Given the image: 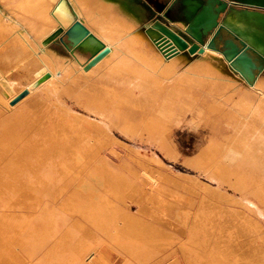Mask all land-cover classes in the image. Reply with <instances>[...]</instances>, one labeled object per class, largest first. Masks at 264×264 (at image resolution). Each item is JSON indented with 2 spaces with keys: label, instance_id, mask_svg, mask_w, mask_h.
<instances>
[{
  "label": "rangeland",
  "instance_id": "rangeland-1",
  "mask_svg": "<svg viewBox=\"0 0 264 264\" xmlns=\"http://www.w3.org/2000/svg\"><path fill=\"white\" fill-rule=\"evenodd\" d=\"M172 1L173 0L159 2L157 8L159 14L164 13V11L169 8ZM231 1L242 3L238 0H212L207 1L206 6H211L214 19L222 23L227 16L234 11L230 7H225L223 10L220 4L230 3ZM180 2L173 9L169 8L170 10L172 9L170 18H172V23L178 30L192 37V35H190L179 23L187 20L180 16ZM120 4H124L123 1H121ZM127 6L129 11L131 10V13L134 12L136 14L138 13L139 16L141 15L142 22L137 24L136 29L138 31H146L151 39L155 41L160 35L157 33L158 30L152 26L153 17H149L151 16L149 10L143 7H135L131 4ZM243 7L249 6L243 5ZM72 10V6L69 5L71 22L74 20ZM186 12H188V10ZM5 23L8 26L12 25L8 19H5ZM61 27L62 26H57L53 33L57 32ZM53 33L44 40L43 45L45 44L44 46L47 50L59 56L60 65L58 67L56 65L54 70L56 72L59 71L60 78H50L49 82L45 83L46 85L42 83L39 86H35L34 88L37 89V91L34 92L33 95H30L24 104L27 105L29 102L35 100L39 102L42 111L57 116V125L47 123L46 126L42 128V132L45 134L42 135L43 138H55L54 142L47 143L45 147L47 150L55 148L56 144L57 148L66 146L67 150L75 146V140L79 137L81 130H83L84 124L82 123V119L89 123L97 124V126H104L109 136L114 141L107 149L102 150L104 151L102 153L104 157L108 159V169L115 172V176H109L107 178V175L99 179H88L87 185L89 186V194H85L84 197L78 195L81 199H85L86 196H91L89 197L91 199H87L88 202L83 199L82 202H80L81 200H79L77 195L73 196L74 194H79L78 186L82 183L79 178L60 179L53 186L52 184L46 185L50 189H48L44 183V186L41 183H39L40 186L38 183H35L34 185L39 187L36 192H39L38 194L40 196L35 190H33L34 192L27 191V193L19 192L18 195L22 194L21 197H23L20 199L22 201H20L19 205L15 203L19 207L15 204H11V202L9 203L10 198L6 200L2 195L0 197V206L2 209H5L4 211H2V209L0 210V214L4 213L0 215V225H2L0 230H2V236L4 237L5 235L6 237L5 241H10L6 243L12 245L7 246L15 251V246L19 243V247L17 246L18 249L16 248V254L23 251L22 255L20 253L22 260L24 258L23 256L25 255L26 257L29 253L31 256H36L34 257L35 259L38 257L36 260L40 259L35 262L36 260L33 258L31 262L33 256H27V261H29H25L23 264H26V262L32 264H37L39 262V264H52L55 259L59 261L61 257L62 260L64 255L67 257H63L64 260L62 261L65 262L63 264H68V258L70 260L69 263L79 264V262H73V257H70L76 252L74 246L79 245V243H81L82 246H86L84 242L89 240L92 241L87 242L90 243V245H88L89 247H87V251L88 248L91 247L89 249L90 251H88L89 253L86 252L87 256H83V258L85 257L84 260L79 258L84 264L88 263L90 260L94 261V264H129L128 262H132L133 264H169L175 261H178L179 264H189L190 261H188L185 254L183 255L184 250L183 252L181 251L182 245H185V247L191 251L190 259L193 260V264H264V104L260 109L258 107L261 105L259 99L262 97V92L253 88L252 85L235 72L233 73L234 75L232 74L235 77L234 85L212 80L209 76L196 78L193 73H188V67H185V71L176 69L172 75L165 78L160 74L159 70L141 63L139 58L130 54V50L124 42L120 44V47L116 48V55L104 58L101 62L95 64L86 71L85 66L90 56L80 52H76L75 56L72 55L59 41L58 37L49 41ZM9 34H11V32H9ZM212 34L213 31L209 32L208 29L203 28L199 43L205 45ZM119 35L123 36L124 34ZM33 36L34 34H31L32 38ZM34 52L38 51L35 50ZM76 57L80 59L79 62L76 60ZM254 58L257 60L256 56H254ZM258 80L264 81V71L258 74ZM12 81L17 89H26L29 83V81L23 77H14ZM52 84L55 86H47ZM26 93V90H24L16 95L12 104L15 106L20 104V102L27 97H24ZM240 93L242 95H240ZM245 94L253 96L247 99V103L244 102L245 100L243 98L241 100L243 95L246 97ZM100 107L103 109H99ZM115 110H117V112ZM169 110H172V112H169ZM107 116H109V119ZM119 117H121V119ZM2 121L0 117V133L4 132V123ZM145 121L149 123L150 121L155 122L157 125H160V128L154 131H144V126L147 123H145ZM124 122L128 124H132L133 122L136 132L135 130L133 132H131L132 130H128L130 133L123 132L127 131ZM143 123L145 124L144 126ZM141 125L143 128H141ZM120 126L124 127V130H122L123 128ZM138 127H140L141 130ZM11 130L13 129L10 128L8 132ZM12 132L22 133L24 132V127L19 125L18 128L14 129ZM66 137H70V141H65L63 143ZM158 138L166 141H161V143L164 142V145L159 142ZM15 140L11 141L10 146L18 144V140ZM13 148L14 146L12 149ZM41 149H44V147ZM93 168L96 170V167ZM142 175L144 178H142ZM146 180L148 181L146 182ZM114 186H117V188ZM159 186H161L162 189H160ZM44 188L45 190L48 189V191H44ZM56 188L57 190H55ZM39 189H42L46 195ZM115 189L117 190L116 192L119 193L118 195H113ZM41 192L43 194H40ZM123 192H126L125 196ZM157 192H160L161 195ZM172 192L183 193L191 200V206L188 201L178 203L172 200L170 196ZM105 193H107V195ZM55 194L56 198L54 197ZM25 195L30 196L24 197ZM41 195L43 197H41ZM103 196H108L110 200L111 207L107 206L109 207L108 209L106 206L103 208L98 207V204L100 206L104 203L103 199H101ZM159 196L161 198H159ZM18 197L19 196L16 198ZM69 197H74V199L77 200L74 202L75 204L77 202H80V204L84 203L83 206L86 208L80 207L79 210L77 207L82 205L77 203L78 206L76 207L73 203L71 205L73 209H71L67 206L69 203L68 200L70 199ZM138 198H141V201L140 199L138 200ZM31 199H34L33 202L38 200L37 203L35 202V204H38L36 205L38 208L33 206L35 204H33ZM158 199L161 200L159 201ZM75 200L72 199V201ZM144 201L147 205H145L146 203H144ZM4 202L8 203L4 204ZM85 202L87 204L97 203V206L96 204H91L92 207L95 206V210L97 211L102 208L98 213L96 211L97 216L95 214L94 217L93 213H95V210H93L90 205L91 212L89 209V211H87ZM150 203L151 205H149ZM31 204L32 208L28 207L30 211H26L28 208L25 207V205L28 206ZM103 205L109 204L104 203ZM74 207L79 211L77 210L76 212ZM44 208L46 213L44 212V215H40V213L44 211ZM24 209H26V212ZM81 209H85L84 211H87V214L91 213L89 217L91 218V216H93L94 219H92L95 221L92 223L91 219L85 213L84 215L86 216H80ZM106 209L108 210L107 212L105 211ZM7 210L11 212V214ZM17 210H21V212ZM33 210H35V212L37 210L36 214L39 213V215H35ZM51 210L57 211V213L53 212V214ZM28 212L31 213V216ZM78 212L80 213L78 214ZM27 213L29 216H26ZM58 214L59 216L63 214V216H61L62 219L64 214L65 216L68 215V218L66 217L67 220L64 218L62 223L58 222ZM32 215H34V217ZM45 215H48V218L49 215L52 217L55 215L54 219L57 221L56 224H59L57 228L55 227L56 224L53 226L46 222L52 217L46 220L47 217H45ZM81 215H83V212ZM36 216L39 218L41 216V219L45 217L46 221L39 220ZM59 216L58 219L61 218ZM127 216H130V219ZM96 217H99L97 218L98 221ZM133 217L135 218L133 219ZM9 218L12 220L10 221ZM88 218L91 222L90 224ZM100 218L101 220L99 221ZM127 219L132 222L128 223L129 220ZM64 220L67 222L65 223ZM36 221L39 223L40 221H44V224H49L44 225L41 222L40 229L43 227V229H48V226L51 225L52 228H56L55 232L57 233L58 231L59 234H52V228L50 227V229L45 230L46 232L42 229L45 234L42 231L39 232V224ZM133 222L136 227L134 225L132 227V224H134ZM34 223H36L37 226ZM83 223L88 224L86 225L87 227ZM5 224L7 226L10 225L9 228L11 229L7 231L8 227H5ZM24 225L26 226L23 228ZM28 225L29 228L32 226L30 231L34 228V230H32L33 233L36 230L37 233H35L37 236L40 234L38 238H41L42 234L45 236L46 233H48V236L50 233L56 235L55 237L52 236L55 241L51 236H49V238L46 235L50 240L52 239V241L49 240V242L54 243L45 244L48 242V238L42 237V242L41 239L38 240L35 238V233L34 238H32L31 236H33V234H31V236L30 233L28 234ZM75 225L78 228L74 227ZM100 225L105 229H100ZM130 225L133 230H131ZM144 225H146V228ZM140 226L142 228L139 229ZM16 228H18L17 232L15 231ZM35 228H37L38 231ZM66 228L69 229L67 230ZM73 228L77 229L74 230ZM134 228H137V231H135ZM147 228H149V231ZM70 229H73L75 232L81 229L83 232V235L79 230L77 231L79 235L75 233L76 237L80 236L79 239L72 237L75 239V242L73 241L75 244L72 246L73 248L71 250L70 248L73 244L70 243L71 240L69 242L62 240L69 244H67L69 247L68 249V247H65V242V246L62 245L65 247L64 249L62 246L60 247V243L63 244V242H60V240L56 238L62 235L64 230V232H66ZM124 229H127V231L121 232V234L123 233V236L126 234L127 236L125 235L124 237H127V240H129V238L134 239L133 241H127L121 234L120 236L119 233L116 234L118 231L120 232ZM59 230H61L62 233ZM99 230H101V233ZM3 231H10L11 233L14 231L15 234L9 232V235V233ZM88 231L91 232L89 233ZM133 231H135V233ZM69 232L72 233V231ZM103 232L105 234H103ZM136 232H138V234ZM152 232L155 234V237H153ZM161 232L163 234H160ZM21 233H27L28 235H26L30 236L31 242L34 243L30 242L29 244L28 242L30 240L28 237L27 240H25L26 238H21L24 237ZM17 234L21 235L18 236ZM109 234L114 238L112 236L109 238ZM133 234H136L141 239L138 240L139 238L136 235L133 236ZM143 234L146 236L144 237ZM141 235L143 237H141ZM164 235L168 238H166V236L163 237ZM136 237L137 239H135ZM9 238L13 240H9ZM18 238L21 240H18ZM122 238L127 242L125 243V240ZM23 239L25 244L27 241L29 246L35 245V239H37L38 242L41 241V243L32 247L45 244L44 248L41 246V248L38 247L40 251L37 255H34L38 250L33 251L34 253L27 252L26 250L30 247L27 246V249L25 248L27 244H24L22 241ZM14 240H16L15 245H13ZM148 240L151 242L150 246ZM76 241L78 243H76ZM123 241L125 243L124 245ZM20 242L24 245H20ZM137 242L139 244L138 246H136ZM145 242L146 249L151 248L150 250H152L151 252L149 251L151 256L149 260H151L147 261L148 258H146V262L141 263L140 260L144 259L145 261V258H137V255L134 256V254L130 256V248L138 249L141 245L143 247ZM57 243H59V246ZM131 244L133 246H131ZM49 245L55 248H51ZM21 246H25L24 250H21L23 249ZM57 246L58 248L60 247L59 252L62 253L63 251L62 254L60 253L61 255H56L58 251L54 249L58 250ZM49 248H51L50 251L56 255L54 260L52 259L54 254L49 251ZM126 248H128V250ZM143 248H145V246ZM73 249L74 251H72ZM154 250H156L155 253ZM46 251H48V253L50 252V256H48L52 257L50 258L52 260L48 261L49 257L47 258L46 256L48 253L44 256V252ZM149 254L147 256H149ZM184 257H186L187 260ZM46 259L48 263L44 261ZM57 261H54V263L58 264ZM137 261L139 262L137 263Z\"/></svg>",
  "mask_w": 264,
  "mask_h": 264
},
{
  "label": "bare ground",
  "instance_id": "bare-ground-1",
  "mask_svg": "<svg viewBox=\"0 0 264 264\" xmlns=\"http://www.w3.org/2000/svg\"><path fill=\"white\" fill-rule=\"evenodd\" d=\"M238 1H241L244 4L253 2V0H238ZM69 5L72 6V9L77 14L78 18L83 22V24L101 42L104 43L106 48L109 49V53L104 58L113 57L114 55H116V52H117L116 48L120 47V44H123V42H124L126 44V46L128 47V49L130 50V54L139 58L141 63L147 64L150 67L159 70L160 74L165 78L172 75L173 72L176 69H178L177 62H179L181 59V58H178V59L176 58L179 55L178 56L176 55L171 59H167L163 55V53L161 52L159 47L156 45V42L153 39H151V37L146 33V31H143V30L138 31L136 29L137 19L133 14L134 12L132 11L133 13H131L130 12L131 10L129 11L128 7L125 4L117 3L114 0H0V117L2 118V120H3L2 122L4 123V132L0 133V197L3 195V197L6 200L10 198L9 203L11 202V204H15V203H17L18 205L20 204V201H22L20 199L23 197H21L22 194L18 195L19 192H26L27 193V191H33V190H35V192L38 191L39 187L35 186L34 185L35 183H38V184L44 183L45 186L52 184V186H53L60 179H72V178H74V179L79 178L82 181V183H80V185L78 186L79 187V194L73 195V196L77 195L79 200H81L80 202H82L83 198L81 199V197H84L85 194L86 195L89 194L88 193L89 186L87 185L88 179H92V180L93 179H99L101 177H106L107 175H108L107 178L109 176L110 177L115 176V174H114L115 172L108 169V167H107V166H109L108 165V159L106 157H104V155L102 153V152H104L102 150L107 149V147L112 145L113 141H114L109 136V134L106 131L104 126H97V124H92V123H89L86 120L82 119V123L84 124L83 130H81L79 137L76 138V140H75L76 142L74 143L75 146H73L67 150L66 146L57 148V144H56L55 148L47 150L45 148L47 143L48 142L49 143L54 142L55 138H53V137H50V138L44 137L43 138L42 135H45V134L42 132V128L44 126H46L47 123L57 125V116H54L53 114L45 113L44 111H42L41 106H39V102H37L35 100L29 102L27 105L24 104L27 101V98L30 95H33V93L37 91V89L34 88L35 86H39L42 83L45 84V83L49 82L50 78H60L59 71L56 72L54 70L56 65H57V67L60 65V58L55 53L47 50V48H45V46H44L45 44L43 45V42L48 36H50V34L53 33V31L57 28V26H62V28L64 30H66L72 24L71 18H70L71 11L69 12ZM187 6L189 7L188 14H187L188 19L184 21L185 23L182 22L181 20H180L181 22H179V23L183 26V28H185V30L190 35L199 39L203 27H205V26L210 27L214 23V15H213L214 13L211 9V6H199V5H196L195 3L191 2V1H187ZM199 8H201L200 14L198 16H196L195 18H193V16H195L194 14H197V10ZM137 15H138V13H137ZM5 19L6 20L8 19V21L11 22L12 25L11 26L6 25ZM225 23L231 29L236 31V33L239 34L242 38H244L250 45H252L258 51H260L261 53L264 54V30L262 28H260L250 16H248L247 14H245L243 12H233L227 17ZM9 32H11V34H9ZM31 34L32 35L34 34V36H33L34 40L31 37ZM55 34H56V32L53 33V35H55ZM119 34H124V35L120 36ZM53 35H51L50 38H52ZM57 37L58 38L62 37V35L57 36ZM35 50H37L38 52H34ZM99 53H101V52H99ZM210 53L211 54H205L202 59H198V60L191 62V63H190V61H188V58H186V60H183V64H186L189 62V65H187V64H186L187 66L184 65L185 67H188V73L189 72L193 73L196 78H200L202 76H205V77L209 76V77H211L212 80L219 81V82H226V83L234 85V78L235 77L227 71L225 65L221 61L223 59V57L219 53L214 52V51H211ZM33 55H35V56H33ZM104 58H102L99 62H101ZM182 59H184V58H182ZM76 60L79 62L80 59L76 57ZM167 60H168V62H166ZM24 61H26V62H24ZM21 63H23V64H21ZM181 65H179V66H181ZM14 77H17V78L23 77L26 80H28L30 84L28 83V87L26 89H17L15 84L12 81V79ZM47 86L50 87V86H55V85L52 84V85H47ZM252 87L256 88L260 92H262V95H261L262 97H260V99H259L261 105L258 106L260 109L261 107H263V104H264V81L257 80L252 85ZM24 90H26V92H27L24 97H26V96L27 97L24 98L23 101L20 102V104H18L16 106L13 105L12 101H13L14 97ZM240 95H242V94L240 93ZM245 95H246V97H244V95H243V97H241V100L243 98L245 100L244 102L247 103L248 102L247 99L252 98L253 96L250 94L249 95L245 94ZM257 97H259V96H257ZM99 109H103V108L100 107ZM115 111L117 112V110H115ZM169 112H172V110L171 111L169 110ZM107 118L109 119V116H107ZM119 118L121 119V117H119ZM146 122L147 121H145V123ZM124 123H125L124 125L126 126L125 128H127V131H123V132H129L128 130H132L131 132H133L135 130V132H136V129L134 128L135 124L133 122H132L133 125L128 124L127 122H124ZM19 125H22V127H24V132H22V133L12 132L14 129H17ZM144 125L145 124L143 123V126ZM137 126H139V125H137ZM137 126H135V127H137ZM87 127H88V129H87ZM120 127H122V126H120ZM10 128L13 130L8 132ZM122 128L121 129L124 130V127H122ZM138 128L141 130V128H143V127L141 125V128L140 127H138ZM138 128H137V130H138ZM159 128H160V125H157L155 122L150 121V123L149 122L146 123L143 130L148 132L151 130L154 131V130L159 129ZM138 132H139V130H138ZM16 134H18V135H16ZM133 134H135V133H133ZM15 136H16V138H15ZM15 139L18 140V144L13 145L14 148L12 149L13 146H10V143L12 140H15ZM158 139H159L160 143H161V141H165L163 139L161 140L160 138H158ZM65 141L69 142L70 137H66L63 140V143ZM161 144L164 145V142H162ZM43 147H44V149H41ZM10 150H11V152H10ZM9 153H10V155H9ZM93 167H96L95 168L96 170H94ZM142 178H144V176ZM147 181L148 180H146V182ZM44 184H43V186H44ZM121 185H123V184H121ZM39 186H40V184H39ZM105 187H106V185H105ZM114 187H113V189H114ZM28 188L31 190H29ZM104 188H102V189H104ZM115 188H117V186ZM118 188H120V187H118ZM159 188L162 189L161 186H159ZM163 188H164V186H163ZM48 189H50V188H48ZM48 189L45 190V188H44V191L47 192ZM113 189H111V190H113ZM39 190L42 191V189H39ZM55 190H57V188ZM116 191L117 190L115 189V192ZM118 191H120V190H118ZM121 191H122V189H121ZM42 192L40 194L44 193V192L43 193ZM115 192L113 195L119 194V193H117V192L115 193ZM157 193H159V195H161L160 192H157ZM162 193H164V192H162ZM7 194H8V196H7ZM105 194L107 195V193H105ZM125 194H126V192L124 193V196H125ZM141 194H142V192H141ZM78 195L81 197H79ZM97 195H99V194H97ZM17 196H19V197L16 198ZM29 196L25 195L24 197H29ZM55 196H56V194L54 195V197ZM95 196H96V194H95ZM170 196L172 197V200H174L175 202L179 203L182 201H188L190 206H191V203H192L191 200L188 197H186L183 193L172 192L170 194ZM11 197H12V200L14 198L15 199L12 201ZM33 197H34V194H33ZM41 197H43V196L41 195ZM70 197H71V195H70ZM89 197H91V196H89ZM89 197L86 196V198L83 200L86 201ZM118 197H116V198H118ZM92 198H93V196H92ZM159 198H161V197L159 196ZM72 199L75 200L74 197L70 198L68 200L69 203L67 204V206L70 208L72 207L71 205L77 201V200L72 201ZM89 199H91V198H89ZM101 199H103L104 203H108L109 205H103L104 203L102 204V202L99 200L102 205L99 206V204H98V207L103 208L105 206L106 207L110 206V200L108 199V196H103ZM139 199L141 201V198H138V200ZM31 200L33 202L34 199H31ZM158 200L160 201L161 199H158ZM37 201H34L33 204H35V202L37 203ZM80 202H77L79 205H82L79 207H77L78 206L77 203L73 204L74 206L79 208V210H80V207L81 208L85 207V206H83L84 203L80 204ZM86 202H88V200ZM86 202H85V204L87 206V211L90 210V212H91L90 208L92 207L91 204H93V203L87 204ZM2 203H3V201H2ZM6 203H8V202H6ZM6 203L4 202V204H6ZM26 203H28V202H26ZM40 203H41V201H40ZM144 203H146V202L144 201ZM17 204H15V205L18 206ZM95 204L97 206V203H95ZM95 204H93V205H95ZM162 204H163V202H162ZM36 205H38V204H35L33 206L38 208V206H36ZM40 205H39V207H40ZM89 205L91 207H89ZM145 205H147V203ZM149 205H151V203ZM13 207H15V206H13ZM25 207L32 208V204L28 205V206L25 205ZM52 207H53V204H52ZM15 208H13V209H15ZM45 208L43 209L44 211L42 210L43 214L40 213V215H44L46 213ZM92 208H93V210H95V206ZM108 208L109 207H107V209ZM1 209L2 208L0 206V210ZM4 209H2V211H4ZM10 209H11V207H10ZM26 209H24V211ZM51 209H56V208H51ZM71 209H73V208H71ZM74 209H75V207H74ZM101 209H99V210H101ZM107 209L105 210L106 212L108 211ZM28 210H29V208L26 211H28ZM75 210L77 212L78 209H75ZM81 210H82L81 213L83 212V215H81L80 212H78V214L80 213L79 215L83 216V217L86 216V215H84V213L87 214V211H84L85 209H81ZM17 211L21 212V210H17ZM33 211L35 212V210H33ZM96 211L97 210H95V213H93L94 217H95ZM98 211H97V213H98ZM8 212H7V215H8ZM51 212L57 213V211H53V210H51ZM9 213L11 214V212H9ZM28 213L26 216H29ZM36 213H37V210L34 214L39 215V213L38 214H36ZM49 213H47V214H49ZM3 214H0V215H3ZM29 214L31 216V213H29ZM89 214L91 215V213H89ZM89 214H87L88 217L90 216ZM51 215H49V218H48V215L47 216L45 215V217H47V219L45 217H44V219H41V216H40V218L37 216L36 217L39 218V220L46 221V220L50 219V217H52ZM55 215H53V216L55 217ZM32 216L34 217V215H32ZM58 216H59V214H58ZM58 216H57V221L59 220L58 222L62 223L63 219L64 218L66 219V217L68 215L65 216V214H64L63 219L61 217V216H63V214L62 215L60 214L59 217H61V218H59V219H58ZM96 216H97V214H96ZM54 217H52L53 219L51 218L52 220L50 219L46 222L54 226L57 222L56 219H54ZM17 218H18V216H17ZM89 218H88V222L90 224L91 222L89 221ZM92 218H93V216H91V218H90L92 223H93L95 220L93 221L94 218L93 219ZM97 218H99V217H96V220H97ZM134 218L135 217H133V219ZM4 219H5V217H4ZM85 219L87 221L86 217H85ZM129 219H127V220H129ZM9 220H10V218H9ZM36 220H38V219H36ZM77 220H79V219H77ZM100 220H101V218L99 219V221ZM21 221H23V220H21ZM44 221L43 222L40 221V223L42 222V224H44ZM66 222L67 221H65V223ZM130 222H132V221L129 220L128 223H130ZM11 223H9V224H11ZM37 223L39 224L38 225L39 232H41V231L43 232V230L45 231V230L52 228L50 225V226H48V229L47 228L43 229L44 228L43 227L42 228L43 230H42V229H40V223L39 222H37ZM47 223L44 225H49ZM77 223H79V222H77ZM84 223H87V222H84ZM139 223H140V221H139ZM34 224L36 225V223H34ZM35 225H34V227H35ZM58 225L56 224L55 227L57 228ZM73 225H72V227H73ZM84 225L86 226L88 224H84ZM133 225L135 226V223L132 224V227H133ZM136 225H137V223H136ZM1 226L2 225H0V227ZM6 226L7 225L5 224V227ZM9 226H7L8 227L7 231H8V229H11V228H9ZM25 226L26 225H24L23 228ZM147 226H148V224H147ZM27 227L29 228V225ZM31 227L29 228V230L27 229L29 231L28 234L30 233V236H31V234H33V236H31L32 238H34V236L36 235L35 238H37L38 240L41 239L42 237L48 238L49 236H51V238H52V236L55 237L56 235L59 234L58 231H57L58 234L55 232L56 228L55 229L52 228L51 229L52 234L56 233V235H52L49 231H47L50 233L49 236L47 235L48 233H46V235L48 237L46 235L44 236V234L46 232L45 231V232H43L44 234H42L41 238H38V236L40 235L39 232H38L39 235L37 236V234H36L37 232L35 230L34 233L35 232L36 233L34 235V233L32 231V230H34V228L31 230L32 231L31 232L30 231ZM74 227H77V226L75 225ZM132 227L130 225L131 230H133ZM144 227L146 228V225H144ZM18 228H16V230L15 229L14 230L17 232ZM58 228H61V227H58ZM77 228H75V229H77ZM79 228H80V226H79ZM101 228L103 230L105 229L103 226L100 225V229ZM140 228H142V227L140 226L139 229ZM35 229H37V228H35ZM38 229H37V231H38ZM73 229L69 230V231H72V233H70L69 231L64 232L65 230L62 233L61 230H63V229L59 230V231H61L62 235H59L56 238L58 240H60V242H63V244H61L59 242L60 247L62 245L63 246L66 245L65 247L67 248L69 245L68 242L70 240L72 241V242L70 241V243H73V241L75 242V239L72 237H75L76 239L80 238V236L79 237L75 236V233L78 234L77 231L79 229L76 230V232L74 231L75 229L74 230ZM136 229L134 228L135 231H137ZM147 230L149 231V228H147ZM7 231H3V232H7ZM73 231H74V233H73ZM99 231L101 233V230H99ZM124 231L126 232L127 229L126 230L124 229L123 231H120V232L118 231L116 234L119 233V236H120L121 232H124ZM135 231H133V232L135 233ZM153 231L155 232L154 229H153ZM9 232H7V233H9ZM79 232L83 235V232L81 231V229L79 230ZM7 233H6V235L8 236ZM10 233H9V235H10ZM12 233L15 234L14 231ZM136 233L138 234V232H136ZM2 234H3L2 230H0V264H23V262L27 261V258H26L27 256H29V257L33 256V255L31 256L30 253H29L30 255L27 253L28 255L26 254L27 256L25 257V255H24L25 253H24L23 257L26 259L23 258V260H24L23 261L22 256H21L23 251L16 254V248L19 245V243L17 246H15L16 247L15 251H14V249L11 250L9 248V246H12V245L7 244L10 241H5L6 237H5V235L3 237ZM21 234H23V233H21ZM21 234H19V235H21ZM26 234L27 233H24L23 234L24 237H21V238H26L25 240H27V237H28V239L30 240L28 243L30 244V242L32 240L30 239V236H27L28 234L27 235ZM91 234H93V233H91ZM103 234H105V233L103 232ZM110 234H109V238L112 236ZM129 234H131V233H129ZM152 234H153V232H152ZM160 234H163V233L161 232ZM121 235L123 236V233ZM125 235L126 234H124V236ZM134 235H136V234H133V236ZM85 236H87V235H85ZM124 236H123V238H125L127 240L128 238L124 237ZM143 236H144V234H143ZM143 236L141 235V237H143ZM150 236H152V235H150ZM165 236L166 235H164L163 237H165ZM128 237H129V235H128ZM137 237L135 239H137ZM153 237H155V234H153ZM49 238H48V242H46L45 244L51 243V242H49V240H50ZM84 238H86V237H84ZM87 238H89V237H87ZM159 238H160V236H159ZM166 238H168V237L166 236ZM11 239L9 238V240H11ZM37 239H35L36 244L41 243V241L43 242V239H41L40 242H38ZM52 239L54 240V238H52ZM52 239L50 241H52ZM94 239H93V241H94ZM125 239H123V240H125ZM140 239L141 238H139L138 240H140ZM142 239H144V238H142ZM18 240H21V239L18 238ZM62 240H66L68 242L65 241L66 242L65 243ZM120 240H121V238H120ZM126 240H125V243L127 241H130V240L133 241L134 239L129 238V240H127V241ZM145 240H146V238H145ZM15 241L16 240L13 241L14 242L13 245H15ZM22 241L24 242V239ZM89 241H87V242H89ZM143 241H140V242H143ZM21 242H20V245L25 244V242H24V244H21ZM56 242H57V240H56ZM87 242H84L86 244V246H82L81 243H79V245H77V246H74L75 243H73L71 245L70 250L73 248L72 246H74L76 248L75 249L76 252L74 253V255L72 254V256H70V257H73L72 258L73 262L76 261L75 263L79 262V264H84V263H82V261H80V259L82 258V260H84L85 257L83 258V256H85L86 252L90 251L89 249L91 248V247L88 248V251H87V247H89L88 245H90V243H87ZM90 242H92V241H90ZM28 243L26 241V244H27V245L25 244L26 247L21 246V247H23V249H21V250H24V247L27 249V246L30 247V248H28L29 251L26 250L27 252L32 253L33 251L38 250L37 252H35L36 254L33 252L34 255H37V253H39V251H40L39 248H41V247L44 248V245H45V244L44 245L43 244L38 245V247H39L38 248V247H32V246H36V244L29 246ZM31 243H34V242H31ZM53 243H51V244H53ZM59 243H57L58 246H59ZM64 243H65V245H64ZM76 243H78V242L76 241ZM125 243L123 241V245ZM55 244H54V246H55ZM132 244H131V246H133ZM136 244H135L136 246L139 245L138 242ZM140 244H142V243H140ZM150 244H151V242L149 243V246H150ZM7 245H9V246H7ZM127 245H126V247H127ZM142 245L139 246L140 248H138V249L130 248L131 246L129 247L130 253H131V254H129L130 256L134 254V256L137 255L136 256L137 258L138 257L145 258V261H144V259L140 260V258H139L141 263L146 262V258H148L147 261L151 260V259L149 260V257H151L149 253L152 251V250H150L151 249L150 247H149L150 249H148V248L146 249V242L144 244L145 248H143L144 246L142 247ZM58 246H57V248H58ZM47 247H48V245H47ZM65 247H63V248L65 249ZM123 247H125V246H123ZM33 248H37V249H33ZM51 248H55V247L52 246ZM51 248H49V251L51 250ZM59 248H58V250L54 249V250L58 251V252H56V255L61 253V252H59ZM64 249H62V250H64ZM68 249H69V247H68ZM126 249L128 250V248H126ZM153 249H155V248H153ZM54 250H53V252H54ZM183 250H184L183 255L185 254V256L188 258V261H190V263L193 264L194 263V262H192L193 260L190 259L191 258L190 257L191 251H189V249H187L185 247V245H182L181 251L183 252ZM60 251H61V249H60ZM69 251H68V253H69ZM72 251H74V249ZM155 252H156V250H154V253ZM20 253H21V255H20ZM46 253H48V251L44 252V256ZM49 253L46 254L47 258L50 256ZM62 253H63V251H62ZM64 253H65V251H64ZM70 253H73V252H70ZM52 254L55 255V253H52ZM148 254H149V256H147ZM54 255L52 256L53 258L49 257L48 261H50L52 259L54 260L55 259L54 257H56V255L55 256ZM60 255H58V256H60ZM68 255H70V254H68ZM64 256H66V255H64ZM34 257H36V256L32 257L31 262H32ZM63 257H62V260H64ZM186 257H184V258L186 259ZM41 258H42V255H41ZM44 258H46V257H44ZM50 258H52V259H50ZM137 258H135V259H137ZM36 259L34 258V260H36ZM72 259H71V261H72ZM39 260L40 259L36 260L35 262H37ZM62 260L60 257L59 261H57L56 259L54 261L55 262L57 261L59 264V262ZM44 261H46L48 263L47 259ZM54 261L52 264H55ZM69 261L70 260L68 258L67 262H68V264H71L72 262L69 263ZM27 262H26V264H32V263H27ZM138 262L139 261H137V263ZM39 263H37V264H39ZM61 263L63 264L65 262L62 261V262H60V264ZM128 263L133 264L132 262L131 263L128 262ZM171 263H169V264H171ZM86 264H94V261L90 260ZM144 264H146V263H144ZM172 264H179V262L175 261Z\"/></svg>",
  "mask_w": 264,
  "mask_h": 264
},
{
  "label": "water",
  "instance_id": "water-1",
  "mask_svg": "<svg viewBox=\"0 0 264 264\" xmlns=\"http://www.w3.org/2000/svg\"><path fill=\"white\" fill-rule=\"evenodd\" d=\"M177 1L175 0L170 8H173ZM245 5L264 10V0H253ZM225 7V5L221 6L223 10ZM243 13L250 16L264 30V12L244 11ZM72 14L74 17L72 24L66 30L62 27L59 28L49 41L62 35L59 37V41L72 55H75L76 52L88 54L90 57L85 66L87 71L104 58L109 53V49L83 24L74 10H72ZM226 19L222 23L214 19V23L210 27H203L209 32L214 31L212 38L205 45H201L198 38L190 37L173 27L159 25L156 29L158 35L164 36L176 47L174 56L182 52H188L193 56L211 54V51L217 52L233 72L238 73L250 85H253L258 80V74L264 71V54L226 25ZM156 45L158 46L157 43ZM254 56L257 57V60Z\"/></svg>",
  "mask_w": 264,
  "mask_h": 264
},
{
  "label": "crops",
  "instance_id": "crops-1",
  "mask_svg": "<svg viewBox=\"0 0 264 264\" xmlns=\"http://www.w3.org/2000/svg\"><path fill=\"white\" fill-rule=\"evenodd\" d=\"M114 1H116L117 3H120L121 1H123V3L127 6L128 4H131V5H133V6H135V7H143V8H146V9H148L149 10V12L151 13L150 15L151 16H149L150 18H154V17H156L158 14H159V12L157 11L158 9V4H159V2H164V1H169V0H114ZM119 1V2H118ZM191 1H198V2H200L202 5H206V3H207V0H191ZM171 3H170V7H171ZM128 7V6H127ZM169 9V8H168ZM168 9L167 10H165L164 11V13L165 14H167L168 13ZM170 10V9H169ZM131 12V11H130ZM134 16L136 17V19H137V24H140L141 22H142V18H141V16H139V15H137V14H135L134 13ZM170 20V23L173 25V23H172V20L171 19H169ZM174 26V25H173ZM175 27V26H174ZM178 56V55H177ZM193 55H190V54H188V52H182V53H180L179 54V56L178 57H176L177 59L178 58H181L180 59V61L179 62H177V64H178V70L179 71H185V66H187V65H189V62L188 63H186V64H183V60H186V58H188V61H190V63L191 62H194V61H196V60H198V59H202L203 58V56L204 55H194L193 57H192ZM182 58H184V59H182ZM222 62H223V64L225 65V67H226V69H227V71L229 72V73H231V74H233L234 72L232 71V69L229 67V65L224 61V59H222L221 60ZM166 62H168V60L166 61ZM182 64V65H181ZM179 65H181V66H179ZM185 65V66H184ZM184 66V67H183ZM234 75V74H233Z\"/></svg>",
  "mask_w": 264,
  "mask_h": 264
},
{
  "label": "flooded vegetation",
  "instance_id": "flooded-vegetation-1",
  "mask_svg": "<svg viewBox=\"0 0 264 264\" xmlns=\"http://www.w3.org/2000/svg\"><path fill=\"white\" fill-rule=\"evenodd\" d=\"M174 1L175 0H173L171 2V4ZM180 1L181 0H178L174 7H176L179 4ZM187 1H191V0H185V1L183 0V1H181L180 2V7H179L181 9V11H180V14L181 15L180 16H182L184 19H188V17H187L188 16L187 15L188 12H186V11L189 9V7L187 6ZM207 1H212V0H207ZM191 2H193V3H195L196 5H199V6H206V5H202L198 1H191ZM223 5H225L226 7L232 8L234 12H244V11H253V12L260 11V12H264V10L258 9L257 7H252L250 5H246V6H249V7H243V5H245L244 3L235 2V1H231L230 3H221L220 4V6H223ZM169 8H170V6H169ZM172 9L171 10L168 9V13L167 14L162 13V14H158L156 17H154L153 20H152L153 21L152 26L156 28L159 25H162V26H166L167 25L166 27L169 26V27H173L175 30H178V28L174 27L170 23V20H169V19L172 20V18H170L171 17V14H172ZM200 12H201V8H199L197 10V14H194L195 16H193V18H195L196 16H198L200 14ZM178 31H180V30H178ZM213 33H214V31H213ZM212 36H213V34L210 36L209 40L212 38Z\"/></svg>",
  "mask_w": 264,
  "mask_h": 264
},
{
  "label": "built area",
  "instance_id": "built-area-1",
  "mask_svg": "<svg viewBox=\"0 0 264 264\" xmlns=\"http://www.w3.org/2000/svg\"><path fill=\"white\" fill-rule=\"evenodd\" d=\"M155 41L161 48L159 49L167 59H170L174 56L176 47L167 38H165L164 36H159Z\"/></svg>",
  "mask_w": 264,
  "mask_h": 264
}]
</instances>
